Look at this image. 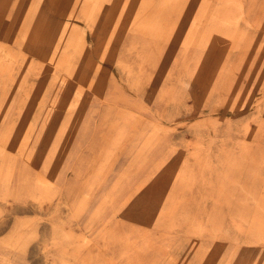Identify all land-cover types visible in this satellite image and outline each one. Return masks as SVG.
<instances>
[{
  "label": "rangeland",
  "instance_id": "1",
  "mask_svg": "<svg viewBox=\"0 0 264 264\" xmlns=\"http://www.w3.org/2000/svg\"><path fill=\"white\" fill-rule=\"evenodd\" d=\"M0 264H264V0H0Z\"/></svg>",
  "mask_w": 264,
  "mask_h": 264
},
{
  "label": "bare ground",
  "instance_id": "2",
  "mask_svg": "<svg viewBox=\"0 0 264 264\" xmlns=\"http://www.w3.org/2000/svg\"><path fill=\"white\" fill-rule=\"evenodd\" d=\"M131 80V79H130ZM200 148V146H198ZM192 151V150H191Z\"/></svg>",
  "mask_w": 264,
  "mask_h": 264
}]
</instances>
